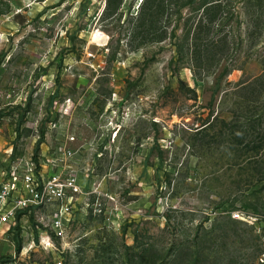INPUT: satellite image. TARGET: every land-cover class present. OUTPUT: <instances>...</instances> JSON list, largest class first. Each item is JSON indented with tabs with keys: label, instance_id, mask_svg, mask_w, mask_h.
Returning a JSON list of instances; mask_svg holds the SVG:
<instances>
[{
	"label": "rangeland",
	"instance_id": "374dc122",
	"mask_svg": "<svg viewBox=\"0 0 264 264\" xmlns=\"http://www.w3.org/2000/svg\"><path fill=\"white\" fill-rule=\"evenodd\" d=\"M71 135L62 264H264V0H0V170ZM58 207L2 255L54 264Z\"/></svg>",
	"mask_w": 264,
	"mask_h": 264
},
{
	"label": "built area",
	"instance_id": "2783aa9c",
	"mask_svg": "<svg viewBox=\"0 0 264 264\" xmlns=\"http://www.w3.org/2000/svg\"><path fill=\"white\" fill-rule=\"evenodd\" d=\"M66 108H69V104H66ZM52 126L55 128L57 123L53 122ZM74 140V136H67V141L62 147H56L47 156L42 153L43 163L39 153L35 158L32 156L28 160L21 159L10 165L8 169L0 170V264L15 263V255L11 256L12 259L6 258L2 255L1 249L8 246L15 247L14 237L18 235V228L25 233L21 221L27 220L31 211L59 205L49 223L52 234L49 235L47 230L38 228L36 235L32 233L29 244L32 248L36 245L37 238L39 247L53 255L54 264H62L61 253L66 251L64 243H67L65 239L69 234L71 219V211L66 202L81 196L84 198L86 208H91L93 214L101 211L98 207L99 197H96L92 204L89 200L86 201L90 194L97 191L93 176H89V171H86L80 177L77 170L69 167L68 160L73 156L74 150L68 146V142ZM87 184L88 189L85 188ZM231 217L251 224L256 221L255 217L241 211H232ZM55 240H59L60 247L56 246L58 242ZM76 241L77 239L72 243Z\"/></svg>",
	"mask_w": 264,
	"mask_h": 264
},
{
	"label": "trees",
	"instance_id": "16d2710c",
	"mask_svg": "<svg viewBox=\"0 0 264 264\" xmlns=\"http://www.w3.org/2000/svg\"><path fill=\"white\" fill-rule=\"evenodd\" d=\"M242 133H244V131H243ZM243 136H247V134L244 133ZM243 136H242V138H243ZM237 142H239V143L241 144L242 141H241V139H240V140H238ZM33 156H34V155H33ZM34 158H35V156H34ZM17 236H18V235H16V237H17Z\"/></svg>",
	"mask_w": 264,
	"mask_h": 264
}]
</instances>
